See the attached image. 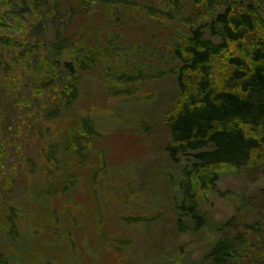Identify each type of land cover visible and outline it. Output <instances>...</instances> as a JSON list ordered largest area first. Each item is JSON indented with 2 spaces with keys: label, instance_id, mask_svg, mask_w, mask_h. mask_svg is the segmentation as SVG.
Instances as JSON below:
<instances>
[{
  "label": "rangeland",
  "instance_id": "374dc122",
  "mask_svg": "<svg viewBox=\"0 0 264 264\" xmlns=\"http://www.w3.org/2000/svg\"><path fill=\"white\" fill-rule=\"evenodd\" d=\"M88 2L0 0V221H12L0 253L29 240L27 255L47 264H203L215 234L176 229L180 172L162 113L180 95L171 48L205 19L194 17L196 0ZM95 42L111 57L82 73ZM249 179L220 180L208 211L216 223L233 215L227 197L263 186ZM32 208L51 212L46 231L31 226Z\"/></svg>",
  "mask_w": 264,
  "mask_h": 264
},
{
  "label": "trees",
  "instance_id": "16d2710c",
  "mask_svg": "<svg viewBox=\"0 0 264 264\" xmlns=\"http://www.w3.org/2000/svg\"><path fill=\"white\" fill-rule=\"evenodd\" d=\"M23 1L41 4V0ZM76 2L79 7L84 3L92 5L88 0ZM261 5L256 0L249 5L235 0H196L194 17L202 16L205 21L192 35L180 38L171 48L179 60L176 72L180 95L176 105L162 113V120L171 137L165 151L180 172L179 199H174L172 209L178 233L198 237L210 230L215 234L203 264H264V14ZM106 9L112 12L113 7L106 5ZM86 46L82 73L92 66L103 67L111 57L98 42ZM69 86L64 85L63 93L74 98L76 95L68 90ZM0 153H3L1 149ZM230 172L246 174L252 182L260 176L263 186L249 198L227 197L234 200L233 215L219 224L208 211L212 197L218 192V183ZM86 188L92 190L90 184ZM92 198L95 197L92 195ZM34 211L38 216L32 208L31 226L46 231L44 224L52 219L51 212L40 208ZM6 222L0 221V236L12 233V221ZM95 236H99V230ZM24 245L25 250L13 244L2 249L0 264H47L46 256L40 259L27 255L26 252L33 253L35 249L30 247L29 240ZM86 251H89L87 247ZM113 260L109 258L108 262L112 264ZM77 262L69 260V264ZM60 264H65V259Z\"/></svg>",
  "mask_w": 264,
  "mask_h": 264
}]
</instances>
